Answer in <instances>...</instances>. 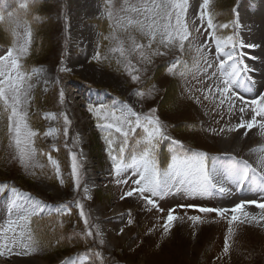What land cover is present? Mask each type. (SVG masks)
<instances>
[{"label":"snow or ice","instance_id":"obj_1","mask_svg":"<svg viewBox=\"0 0 264 264\" xmlns=\"http://www.w3.org/2000/svg\"><path fill=\"white\" fill-rule=\"evenodd\" d=\"M212 2L202 0L198 14L190 16V0H120L119 6L116 0H102L100 14L107 21L108 31L107 34H100V47L94 59L114 62L122 68L139 86L132 95L139 100L155 96L157 86H148L142 80V74L147 72L155 57L171 55L172 58L165 64L166 74L186 84L191 83V77L199 87L191 85L186 89L190 98L197 104L207 102L213 110H219L217 114L221 120L228 116L229 123L219 129L220 133L243 129V135L248 136L249 131L257 129L262 139L260 145L249 149L250 155L255 157L253 162L233 155L229 157L230 162L218 163L213 157L210 168L206 152L186 149L182 142L167 134L169 126L161 121L156 108L140 113L123 101L112 105L89 104L88 111L97 119V127L107 133L104 139L112 164L111 175L117 184H128L131 179L134 185L120 199L135 195L150 206L149 211L155 209L163 212L156 198L173 189L183 191L189 197H197L208 195L214 189L221 193L229 191L224 187V181H234L236 184L251 181L264 190V95L249 100L238 91L248 90V85L253 83L248 75L251 69L245 62L246 53L243 50L257 45L245 43L240 37L243 25L236 8L232 9L234 19L217 23L218 12L211 7ZM36 3L38 0L20 3L19 9L24 15L9 21L11 45L0 55V144L6 140V148L11 150L12 158L31 174L35 175L36 169L43 172L50 167L60 184L64 185L60 160L37 144L41 138L57 140L62 136L66 138L64 146L68 148L67 138L72 121L66 111H32L39 85L48 83L45 69L30 67L25 62L34 42L32 22L40 19L38 16H32L31 21L28 19ZM13 15L8 14L9 18ZM3 22L5 17L0 15V23ZM229 28L231 34H220L221 30ZM58 71L67 72L70 69L61 66ZM152 79L149 77V82ZM64 101L65 94L61 90L59 102L62 105ZM41 119L49 122L42 132L35 127V123ZM233 119L235 123H231ZM113 130L119 134L118 145L112 138ZM212 131L216 133L217 130ZM163 140H169L171 145V158L166 167L161 166L158 154ZM78 144L79 136L72 137V147L69 148L70 175L74 188L82 191V196L81 199L61 204L56 212L59 217L70 215L71 205H75L84 228L74 235L85 243L86 249L66 258L64 264H112L103 250L107 243L105 234L98 225L90 223V216L82 202L91 197L87 185L81 190L83 165L77 152L72 150ZM129 171L131 177L127 176ZM7 188V184L0 185V193ZM11 194L10 207L15 218H10L6 226L0 227V257L31 255L40 250L42 243L37 236L38 226H33L34 218L41 216L46 205L15 187L11 188ZM251 206L259 211L249 210ZM177 208L215 213L225 219L229 227L223 247L224 255L230 253V241L240 224L264 227V201L242 200L231 208L179 204L167 211L162 225L165 234L170 231L174 221L183 219L176 214ZM187 219L193 225L203 221L200 215H190ZM133 222L131 218L128 220L129 225ZM123 231V228L120 229V233Z\"/></svg>","mask_w":264,"mask_h":264},{"label":"rangeland","instance_id":"obj_2","mask_svg":"<svg viewBox=\"0 0 264 264\" xmlns=\"http://www.w3.org/2000/svg\"><path fill=\"white\" fill-rule=\"evenodd\" d=\"M22 2L30 3V0H0V15L5 17V22L0 23V55L11 45L9 21L24 15L19 9ZM238 2L213 0L211 7L218 12L216 22L227 23L234 19L232 9L236 8ZM116 3L119 6L120 0H116ZM200 3L202 0H190V16L198 14ZM101 4L102 0H38L28 16L30 21L32 16L40 19L32 22L34 42L25 62L30 67L45 69L48 80L47 85H39L32 111H66L72 123L67 138L68 148L64 146L66 138L62 136L57 140L41 138L37 141L38 146L60 160L64 185L60 184L50 167L43 172L36 169V174H31L12 158L11 150L6 148V140L0 144V185L7 184L8 188L15 187L28 192L32 199L46 205L45 211L39 218H34L33 224L34 227L38 226L37 236L42 242L40 250L21 256L56 264L64 256L72 254V257L86 249L85 243L74 235L84 228L75 205H71L70 215L59 217L56 212L61 204L81 199L82 196V191L78 192L74 188L70 175L71 138L79 136V144L72 150L77 152L83 165L81 190L88 183L95 187L92 194L88 193L91 199L82 202L90 216V223L98 225L105 234L107 243L103 250L112 264H264V227L255 224L238 226L230 241L228 255L223 254V247L229 226L225 219L215 213L177 208L176 214L183 219L174 221L167 234L163 232L162 225L167 211L176 205L196 204L221 208L216 203L215 190L205 196L189 197L183 191L173 189L161 198H156L163 212L155 209L149 211L150 206L135 195L120 199L134 185L131 179L128 184H117L111 175L112 164L104 139L107 133L97 127V119L88 111L89 104L112 105L123 101L140 113L156 108L161 121L169 126L167 134L182 142L185 147L191 146L196 148L192 150L206 152L210 168L212 158L217 159L223 153L219 136L224 133L230 135L227 130L219 132L220 128L229 123V118L225 115L221 120L217 114L219 110H213L207 102L204 105L197 104L190 98L186 89L191 85L199 87L191 77V83L186 84L166 74L165 64L172 58L171 55L155 57L147 72L142 74V80L148 86H157L155 96L139 100L132 95L133 90L139 86L131 81L122 68L114 62L94 59L100 47V34H107L108 31L107 21L100 14ZM9 13H13V17L9 18ZM220 34H231V28L221 30ZM61 66L70 71L59 72ZM149 77H153L150 82ZM61 90L65 94L62 105L59 102ZM89 93L96 94L97 98H92ZM246 94L249 100L258 98H249L252 90ZM48 126L49 122L42 119L35 123L41 132ZM212 129H216V133ZM112 138L115 145H118L119 134L114 130ZM170 147L169 140H163L159 145L162 167L170 162ZM242 147L237 149H243L240 152L243 155L248 147ZM127 176L131 177L130 171ZM257 201H264V197H259ZM190 215H200L203 221L193 225L187 219ZM130 218L134 221L131 225L128 224ZM122 228L124 231L120 233ZM14 258L18 256L0 257V264H15Z\"/></svg>","mask_w":264,"mask_h":264},{"label":"bare ground","instance_id":"obj_3","mask_svg":"<svg viewBox=\"0 0 264 264\" xmlns=\"http://www.w3.org/2000/svg\"><path fill=\"white\" fill-rule=\"evenodd\" d=\"M236 9L239 13V19L243 25L240 30V37L244 40L245 43L255 44L256 47L246 48L243 51L246 53L245 62L250 66L251 71L249 72L250 77H257L258 82L254 81L252 84V94H249V98L254 95H264V0H239ZM240 91L245 99H247L246 92ZM236 120L233 119L232 123H235ZM244 130L230 132V135L224 133L222 136H219V142L223 149V154L219 157L218 163H222L223 159L229 158L230 156H236L238 158L248 159L250 162L255 160L254 156H251L249 149L258 146L262 143L261 137L258 135L257 129H252L249 131L248 136L243 135ZM239 146H246L248 150L245 154H241V150L237 149ZM242 147V148H243ZM86 156V155H85ZM232 181H224V187L228 188L229 191L225 194L221 193L216 189L218 194L217 200L221 208H231L236 203L242 201L240 198H251L256 199L257 195L248 194L246 191L242 193L234 194L232 193ZM88 183L87 187L89 192L93 187ZM5 195L0 199V227H4L7 224L8 218H15L14 213L10 207V198L11 191H5ZM21 193L30 196L29 193L21 191ZM2 194V193H0ZM223 197H220L222 195ZM251 211L258 212V209H255V206H251ZM68 257H71L70 255ZM61 261H57L56 264H64L66 258ZM3 261V260H2ZM13 261L15 264H48L42 261H38L34 258H26L23 256H18L14 258Z\"/></svg>","mask_w":264,"mask_h":264},{"label":"trees","instance_id":"obj_4","mask_svg":"<svg viewBox=\"0 0 264 264\" xmlns=\"http://www.w3.org/2000/svg\"><path fill=\"white\" fill-rule=\"evenodd\" d=\"M77 247V246H76Z\"/></svg>","mask_w":264,"mask_h":264}]
</instances>
